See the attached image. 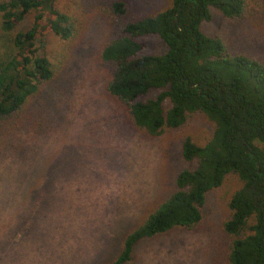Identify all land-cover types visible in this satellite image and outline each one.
Listing matches in <instances>:
<instances>
[{
    "label": "rangeland",
    "instance_id": "obj_1",
    "mask_svg": "<svg viewBox=\"0 0 264 264\" xmlns=\"http://www.w3.org/2000/svg\"><path fill=\"white\" fill-rule=\"evenodd\" d=\"M52 2L70 17L72 35L63 40L47 31L35 43L52 65L64 62L62 78L29 102L18 131L0 135V264H105L144 213L173 189L176 174L195 166L182 158L183 141L203 146L212 125L195 114L150 136L133 127L127 105L106 91L111 69L100 58L103 44L171 0ZM119 2L123 15L112 7ZM210 15L201 25L205 35L219 36L229 51L264 64V0H247L239 18L216 8ZM31 22L29 15L20 27ZM3 37L0 31V52ZM139 39L146 43L142 52L164 51L157 35ZM169 105L165 100L164 109ZM241 185L236 174L226 175L206 192L196 228L144 239L125 264H226V201Z\"/></svg>",
    "mask_w": 264,
    "mask_h": 264
},
{
    "label": "trees",
    "instance_id": "obj_2",
    "mask_svg": "<svg viewBox=\"0 0 264 264\" xmlns=\"http://www.w3.org/2000/svg\"><path fill=\"white\" fill-rule=\"evenodd\" d=\"M53 0H0V135L23 126L29 102L62 78L64 62L52 65L35 43L43 32L63 40L72 35L70 17ZM247 0H171V5L136 22L103 44L102 61L110 65L107 93L125 103L134 128L154 136L182 126L202 114L211 122L203 146L185 139L181 154L195 166L176 174L173 189L142 216L122 238L119 251L105 264H125L144 239L172 231H190L201 220L204 196L229 173L242 185L226 204L222 229L229 237L226 264H264V64L242 52H231L219 36L205 35L212 8L225 17L245 15ZM124 14L123 3H113ZM32 15L28 28L23 21ZM157 35L164 51L145 53L139 37ZM151 89L154 98L140 100ZM170 105L164 109L163 103ZM41 109V108H39ZM25 116V117H24Z\"/></svg>",
    "mask_w": 264,
    "mask_h": 264
}]
</instances>
